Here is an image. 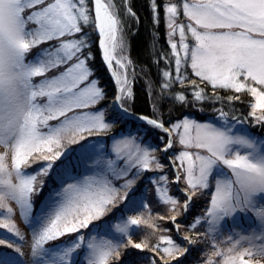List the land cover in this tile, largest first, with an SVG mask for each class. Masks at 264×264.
I'll return each instance as SVG.
<instances>
[{"label": "snow or ice", "instance_id": "1", "mask_svg": "<svg viewBox=\"0 0 264 264\" xmlns=\"http://www.w3.org/2000/svg\"><path fill=\"white\" fill-rule=\"evenodd\" d=\"M92 6L93 0H0V146L6 150L0 153V210L8 213V218L0 219V229L24 240L16 225L10 222L12 209L6 202H15L25 226L32 230L33 264H109L113 255L119 256L117 249L124 237L134 234L135 229L130 230L132 226L142 223L138 217L123 220L124 213L151 207L144 202L143 193L136 186L135 177L144 171L161 172L152 181L158 196L154 203L170 204L171 211H176L179 203L169 192V177L163 174L164 165L153 154L155 149L149 151L152 146L140 148L136 145L139 154L122 171L116 170L113 159L106 162L97 159L98 170L94 175L84 176L75 183L66 180L72 169L63 163L62 157L67 156V152L60 150L65 137L70 136L68 143L78 144L80 149L89 147L85 134L99 136L113 124L128 123L126 118L130 112L124 105L126 99L133 97L131 83L134 80L130 82L113 67L115 61L119 69L126 68L122 58L113 55L117 47L122 51L125 47L123 40L117 43L121 24L118 12L108 0H94L93 16ZM161 8L171 30L168 35L179 33L178 43L168 41L171 51L166 54L169 65L174 58L176 78L169 81V71H163V89L171 90L176 83L184 86L168 98L188 103L187 97L191 95L193 103L213 101L231 107L234 101L240 100L239 94L247 92L255 101L250 104L249 116L264 125V0H183L182 3L181 0H166L165 3L151 0L155 20L159 19L157 14ZM125 14L135 15L130 0ZM178 16L186 17L187 22L177 20ZM89 29L98 33L102 61L114 80L111 106L104 103L108 93L102 81L93 78L90 64L95 57ZM53 41L56 43L52 44ZM45 44L48 46L40 47ZM189 66L199 81L185 75ZM49 73L58 74L49 78ZM34 77L42 79L34 83ZM209 88L211 93L206 91ZM222 90L235 95L222 97L219 95ZM98 104L100 107L96 108ZM78 109L93 110L75 111ZM106 110L109 122L105 120ZM218 111L222 118L229 116L227 111ZM138 119L165 133L171 131L179 135L182 150L173 153L170 160L174 173L171 184L178 185L183 180L184 191L191 193L184 200L185 215L197 191L210 193V207L205 217H194L192 223L186 225L189 230L195 232L207 221L211 232L231 231V228L240 227L243 218L249 215L257 221V230L230 235L226 241L230 247L222 250L217 244L211 245L216 264H252L255 253L264 254V141L240 134V129H237L238 134H230L229 128L197 123L190 118L178 123L168 122L171 129L165 127L162 116H139ZM51 121L58 123L53 126ZM181 128L183 131L179 132ZM123 130L121 127L120 131ZM126 135L131 137L132 133ZM124 143L134 144V141ZM174 147L169 135L167 142L157 149L166 155ZM236 148L244 149V154L234 153ZM187 149L203 150L206 154ZM9 153L10 168L5 162ZM83 155L91 160L99 154L91 145ZM38 161L48 163L33 170L32 165ZM57 161L59 163H55ZM221 165L231 170V176L223 169L216 171ZM130 168L136 171L132 179H125L121 185L129 191L123 197L124 208L117 209L122 223L115 226L119 235L114 236L112 221L117 219L116 211L107 219L102 217L118 191L113 181L127 177ZM53 173H56L60 188L50 192L47 206L37 211L44 198L46 180ZM215 176L221 178L216 179L213 186L211 179ZM170 223L178 234L180 224L176 216L171 217ZM81 229L87 231L82 233ZM65 236L72 239L65 241L62 239ZM183 239L189 245L196 242L188 236ZM57 241L55 251L45 247ZM4 243L0 238V245ZM243 243L249 247L244 248ZM238 246L242 250L237 251ZM129 248L153 254L144 257L137 253L134 264H141V261L160 264L161 254L171 257L165 264H182L181 257H186L191 250L170 235L160 236L151 246L129 240L125 257ZM21 255L20 248L9 243L7 247H0V264H24ZM125 257H120L117 264H125ZM205 264H214V261L210 257Z\"/></svg>", "mask_w": 264, "mask_h": 264}, {"label": "rangeland", "instance_id": "2", "mask_svg": "<svg viewBox=\"0 0 264 264\" xmlns=\"http://www.w3.org/2000/svg\"><path fill=\"white\" fill-rule=\"evenodd\" d=\"M121 1L122 0H108L109 3L113 4L114 10H118L120 12V21L121 24L119 26V30L117 32V43L119 44L121 40L124 42V50L122 51L119 47L115 50L113 55H115L117 58H122V62L126 64V68L119 69L118 66L115 65V61H113V67L114 69H117L122 75H126L131 80L132 74H133V65L130 63L129 56H128V36H127V27L129 24H126L127 22V15L125 14L127 11L126 7H121ZM162 3H165L166 0H161ZM183 0H181V3ZM191 2V0H190ZM119 3V4H118ZM163 10V20H164V31L166 35L167 40V54H170V46L168 41L169 40H175L177 43L179 42V33L178 31L173 35L169 36L168 33L171 31L168 29V19L167 16ZM92 15L94 16V0H93V6H92ZM177 20H182L185 23L187 22L186 17L178 16L176 18ZM82 23V22H81ZM88 36L97 41L98 44V33L93 32L91 29L88 30ZM190 37V34H188ZM190 43H194L191 40H189ZM52 44H55L56 42H51ZM48 45H41L40 47H47ZM100 50V49H99ZM35 50H33L34 52ZM101 54V50H100ZM181 56H183V53H181ZM31 58V56H30ZM190 65V60H189ZM164 69V71H169V81L175 80L176 73H175V62L174 58H172V63L167 65ZM91 67V66H90ZM94 70V69H93ZM58 74V73H49L47 74L49 78H51V75ZM185 75L189 77V79H195L199 81L198 77H195L192 74V70L189 67L186 68ZM95 78V77H93ZM162 78H163V71H162ZM41 77H34L33 81L34 83H39L41 80ZM91 79V78H90ZM97 79V78H96ZM146 82V80H145ZM163 84V82H162ZM147 86L150 87V85L147 83ZM163 86V85H162ZM175 92H177L179 89L183 88V85H180L179 83H176L173 85ZM259 87V86H258ZM151 92L153 93V87H150ZM167 90V89H165ZM189 91H191L189 89ZM207 92L211 93V89H206ZM224 94L228 95H235V93L230 92L229 90H222ZM241 97L239 101L244 102V106H238L234 108L232 111V108L223 106L221 103H216L213 101H209V109L204 110L202 109V105H199L200 103H193L192 97H187L188 103H182L183 109L180 111V113L172 114L170 118H168V122L171 123H178L182 119L190 118L194 122L197 123H212L216 127L221 128H229L231 129L230 134H238L237 129H240V134L248 135L250 138H253L257 141H264V125L258 124L256 120L249 116V112L251 111L250 104L254 103V98L251 97L247 92H244L242 94H239ZM226 97V96H224ZM41 101H45L46 98H38ZM111 99L109 102H107V105L111 106L112 104ZM129 102V98L126 99ZM152 102H155V106L152 108L154 113L157 112L158 115L163 116V113L161 109L159 108V100L158 97H154ZM236 102V101H234ZM233 102V103H234ZM105 103V102H104ZM179 103V102H178ZM96 108H99L100 105L95 106ZM93 109H78L75 110L77 112L82 111H91ZM218 110H224L229 112V116L227 118H222L220 116V113ZM236 112V113H235ZM235 113V114H234ZM108 111L106 110V116L105 120L108 121ZM157 115V116H158ZM235 116L236 119H233L232 117ZM205 117H208V119H205ZM62 119V118H61ZM134 121V119H131ZM129 120V121H131ZM138 122V120H137ZM51 125L55 126L58 121H51L49 122ZM140 124H144L147 128H141L138 130L131 129L132 123H127L126 125H122L121 127L127 128L126 133L131 132L132 136L129 137L126 134L120 135L118 137H113L110 139V142L108 143L109 147V153L110 157L107 154L103 148V146L99 143L90 142L89 147L91 145L95 146V152L99 155L97 157H94L93 159H88L83 154L89 150V147L79 149V151L76 154V158L74 159V162L68 166L71 167V175L66 177V180L69 183H75L78 180H81L84 176H92L95 174V172L98 170L96 165L97 159H103L105 162L108 159H113L115 161L114 167L117 171H122L125 167L128 166L129 162L134 161L136 155H138L137 148L135 147L138 145L140 148H144L147 146H152L149 151H154V155H156L159 158V162L164 165L163 174L167 175L169 177V192L174 197H177L179 200V203L177 205L176 211H171L170 209L172 206L170 204H164L162 201L160 203H154L155 200H158V196L155 192L156 185L152 184V181L156 179L161 172L159 170H153V171H144L141 176L135 177L136 180V186L139 187V190L143 193L144 196V202L149 203L151 205L150 209H138L136 211L131 212H125L124 214L126 217H123V220H127L128 217H138L142 223L139 226H132V229L134 230V234L130 236H125L123 239V243L120 244L119 248L117 249V252L119 253V256L113 255L110 260L109 264H117V261L120 257H125V248L128 245V241L131 240L132 243H142L146 242L150 246L152 244H155L158 242L159 237L162 235H170L173 236L175 241L180 244L183 243V246L185 248L190 247V252L187 254L186 257H181L182 264H205V261L208 260L210 257L213 259L214 264H216V258L212 256V253L214 249L211 247L212 244H217L222 250L226 247H230L231 245L227 244L226 241L230 235L236 236L237 234H247L252 230L258 229L257 221L252 218L250 215L245 216L243 218L242 224L240 227L231 228V231H217V232H211L209 229V225L207 221H204L201 226L198 227L197 231L193 232L189 230L186 225L191 224L194 217H200L204 218L206 215V210L210 207V193L197 191L196 195L192 196V204L185 215L183 211L184 207V200L187 198L188 195L191 193H186L184 189L186 188V184L183 180L180 181L178 186L171 184V177L173 176V172L170 169V166L165 162L164 155L161 153L157 146H163L164 143L167 142L168 134L162 136L159 132V129L153 128L151 125H147L145 122ZM171 123H168V128L171 129ZM114 124L110 130H107L105 132H101V134L111 135L115 133L116 129L119 127L114 128ZM149 127V128H148ZM151 127V128H150ZM144 129V131H143ZM145 130H147L145 132ZM159 130V131H158ZM42 131H44L42 129ZM179 132H182L183 129H179ZM170 131V135L173 138L175 147L169 151V153L166 154L168 158H172L173 153H178L180 150H182V146L179 145V135L178 133H173ZM69 137H65V139L62 141V152H70L68 149V146L72 145L68 143ZM125 141H134L133 143H124ZM192 152L200 151L202 154L203 150H197V149H187ZM6 150L4 147L0 146V153H4ZM236 151H239L240 154H244V149L242 148H236L234 149V153ZM112 154V155H111ZM167 160V159H166ZM168 161V160H167ZM9 168L11 167V154L6 157L5 161ZM40 162V161H38ZM36 163H34L32 166H34ZM154 169V165H153ZM223 169L225 173H227L228 176H231V170L227 169L226 166H219L216 171L219 172ZM135 168L129 169V175L127 177H121L120 179L114 180L113 184L118 189V191L114 194L115 199L113 200V203L107 206V210L105 212V217H102L107 219L106 217L109 216L113 211L117 212V209H122L125 206V201L123 197H125L127 191L124 188L121 187V185L124 183L125 179H132L135 175ZM221 177L215 176L211 179V184L214 186L215 180L219 179ZM58 183V181H57ZM59 185V183H58ZM59 187H56L55 189H59ZM48 196V195H47ZM47 196L40 205L41 208H45L48 204ZM7 206L12 209V214L10 217V222L16 225V229L24 237L23 241H20L19 236L13 237V234L7 233V230L4 232L0 231V238L4 239L5 246H8L9 243H13V247H19L21 258L24 261V264H33V260L31 257V244H32V230L30 227L25 226L24 219L20 215V209L13 201H7ZM0 212L4 213V215H0V219H6L8 218V213L6 210H0ZM176 216V222L180 224V230L179 233H176L175 227L170 223L171 217ZM160 217H164V219H160ZM98 224L100 223L97 221ZM122 223V220L120 217L117 216V219L112 221V235L116 236L119 235L116 232V225ZM164 229H171V231H164ZM207 234V235H205ZM93 235H95V232H93ZM188 236L194 241H196L194 244L189 245L187 242L184 241V237ZM9 237H12V239H9ZM221 241H224L225 243H221ZM243 247L247 248L249 245L247 243H243ZM12 249H10L11 251ZM56 249H53L55 251ZM242 250L238 246L237 251ZM139 253V255L144 257H151L153 254L144 251L140 252L136 249L129 248L128 254L125 257V264H134V261L136 259V254ZM255 253V250H254ZM162 257V258H161ZM161 257H158L160 259V264H165L166 261L171 260V257H168L166 255L161 254ZM245 259H249L248 257H245ZM252 264H264V254L255 253L254 256L251 258ZM141 264H148L147 261H141Z\"/></svg>", "mask_w": 264, "mask_h": 264}, {"label": "trees", "instance_id": "3", "mask_svg": "<svg viewBox=\"0 0 264 264\" xmlns=\"http://www.w3.org/2000/svg\"><path fill=\"white\" fill-rule=\"evenodd\" d=\"M129 0H123V7L128 6ZM131 3V9L132 12L135 15L128 14L127 16V23L129 26L127 27V36H128V56L130 63L133 65V74L131 77V81L134 80V83H131L132 91H133V97L129 98V102L126 100L125 107H127L130 111L146 115L151 118H160L161 116L152 110V108L155 106V102L153 103L152 100L155 97H158L159 100V108L161 109L163 113V121H165V126H168V118L171 117L172 114L180 113L183 109V104L174 102L173 99L168 98L171 95H174L175 89L174 86H172L171 90H165L163 89V78H162V71L166 67H168V59L166 57L167 52V40L166 35L164 31V20H163V10L160 9L159 13L157 14L159 16L158 20L154 19V13L151 10V0H130ZM162 3V1H161ZM119 4V3H118ZM122 4V1H121ZM119 15L120 19V12L116 10ZM138 18V19H137ZM92 52L95 57V59L91 62L90 66L92 69H94V77L98 80L102 81L103 88L108 93V98L105 101L109 102L111 99H113V93L115 89L114 80L112 79L108 69L104 65L102 61V57L100 54V50L97 44V41L93 39V46H92ZM31 53L29 54L30 59ZM172 63V61H171ZM146 80V82H145ZM147 83L150 85V87H153V93L151 92V89L149 86H147ZM174 85V84H173ZM219 95L224 97L227 96L224 94L223 91L219 92ZM189 97H192L189 95ZM243 98V96H241ZM200 103V102H198ZM224 103H221V105ZM227 104V103H226ZM99 105V104H98ZM199 105H202V109L207 110L210 107L209 102L208 103H200ZM245 104L243 101H236L232 103L231 107H229V104L225 106L228 108H232L231 111L241 106L243 107ZM234 111V110H233ZM236 113V112H235ZM234 113V114H235ZM158 115V116H157ZM128 123H132L130 126L131 129H141V128H147L144 124H140L136 120L129 121ZM117 128L115 133L111 135L101 134L99 136L92 135L87 136V143L94 142L99 143L103 146L105 152L109 153V147L108 143L110 142L111 138L118 137L120 135L126 134L127 128H124L123 132L120 131L121 124H114ZM149 128V127H148ZM151 128V127H150ZM160 130V129H159ZM158 130V131H159ZM144 131V129H143ZM147 130H145L146 132ZM160 134L166 138L165 135H167L165 132L160 130ZM79 144H83L84 141H78ZM78 144H72L68 146L67 150H70L68 152L67 156L62 157L64 165L68 166L74 162V159L76 158V154L79 151ZM112 155V154H111ZM165 162L170 166L169 161L166 160L165 157H163ZM48 162L46 161H40L37 162L34 166H32V169H38L42 165L46 164ZM59 163V161L55 162ZM171 169V166H170ZM40 179H45L44 177H40ZM57 180H56V173L52 174V177L46 180L44 190H43V196L44 198L40 200L37 211L40 210V205L46 198V196L52 192L56 187H59ZM33 200H35V196H33ZM117 216L120 217V212H116ZM4 215V213L2 214ZM1 215V216H2ZM123 217H126L124 214ZM93 223H97V221H94ZM0 231H6V229H0ZM87 230L81 229V232H86ZM65 241L71 240V236H65L62 238ZM56 243L57 242H49L45 247L51 248V250L56 249ZM0 247H7L4 245H0ZM10 251V249H9Z\"/></svg>", "mask_w": 264, "mask_h": 264}, {"label": "water", "instance_id": "4", "mask_svg": "<svg viewBox=\"0 0 264 264\" xmlns=\"http://www.w3.org/2000/svg\"><path fill=\"white\" fill-rule=\"evenodd\" d=\"M101 55H102V53H101ZM129 112H130V116L127 117V118L138 119L139 116H144V115L135 114V113H133V112H131V111H129ZM146 117H148V116H146ZM149 118H150V117H149ZM144 122H145V121H144ZM168 134H169V133H168Z\"/></svg>", "mask_w": 264, "mask_h": 264}, {"label": "bare ground", "instance_id": "5", "mask_svg": "<svg viewBox=\"0 0 264 264\" xmlns=\"http://www.w3.org/2000/svg\"><path fill=\"white\" fill-rule=\"evenodd\" d=\"M132 112V111H131ZM134 113V112H133ZM167 127V126H166ZM169 135H170V132H169ZM172 135H173V133H172ZM176 186H178V185H176Z\"/></svg>", "mask_w": 264, "mask_h": 264}]
</instances>
